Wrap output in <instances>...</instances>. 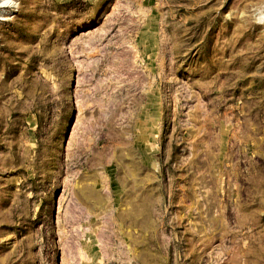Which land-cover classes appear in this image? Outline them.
Masks as SVG:
<instances>
[{"label":"rangeland","instance_id":"1","mask_svg":"<svg viewBox=\"0 0 264 264\" xmlns=\"http://www.w3.org/2000/svg\"><path fill=\"white\" fill-rule=\"evenodd\" d=\"M0 7V264H264V0Z\"/></svg>","mask_w":264,"mask_h":264},{"label":"clouds","instance_id":"2","mask_svg":"<svg viewBox=\"0 0 264 264\" xmlns=\"http://www.w3.org/2000/svg\"><path fill=\"white\" fill-rule=\"evenodd\" d=\"M14 3V0H0V6L2 5H11ZM18 8V4L15 5ZM3 19V17H0ZM257 23H264V16L257 18Z\"/></svg>","mask_w":264,"mask_h":264},{"label":"bare ground","instance_id":"3","mask_svg":"<svg viewBox=\"0 0 264 264\" xmlns=\"http://www.w3.org/2000/svg\"><path fill=\"white\" fill-rule=\"evenodd\" d=\"M0 8H1V7H0ZM2 8H3V7H2ZM2 8H1V9H2Z\"/></svg>","mask_w":264,"mask_h":264}]
</instances>
